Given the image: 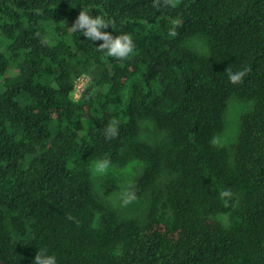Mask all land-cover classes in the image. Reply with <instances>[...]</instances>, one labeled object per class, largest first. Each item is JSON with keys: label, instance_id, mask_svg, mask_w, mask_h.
Wrapping results in <instances>:
<instances>
[{"label": "trees", "instance_id": "obj_1", "mask_svg": "<svg viewBox=\"0 0 264 264\" xmlns=\"http://www.w3.org/2000/svg\"><path fill=\"white\" fill-rule=\"evenodd\" d=\"M153 3L0 0V257L9 264H33L39 250L57 264H264V0ZM83 9L113 22L102 31L130 34L134 51L120 60L73 33ZM198 36L208 53L187 45ZM229 67L251 72L232 84ZM82 74L90 80L75 99ZM232 99L252 109L233 146L213 145ZM145 121L160 141L145 139ZM113 122L119 134L108 140ZM105 158L144 163L133 188L148 199L144 219L122 218L97 195L92 165Z\"/></svg>", "mask_w": 264, "mask_h": 264}, {"label": "rangeland", "instance_id": "obj_2", "mask_svg": "<svg viewBox=\"0 0 264 264\" xmlns=\"http://www.w3.org/2000/svg\"><path fill=\"white\" fill-rule=\"evenodd\" d=\"M181 0H173L175 5H178ZM205 37L198 36L188 40L187 45L199 53H208L210 44ZM90 77L87 74H82L76 79V88L73 96L77 99L89 83ZM252 109V104L244 103L238 99L230 100L227 111V127L226 130L218 137L220 146H233L240 132V121L242 116ZM143 134L145 139L158 142L162 139V134L154 124L150 121L143 122ZM145 165L143 162H134L126 167H119L111 163L106 175L102 178L94 171L92 172L95 181V191L99 198L117 210L124 219H144L148 209V199H136L134 202L124 206L121 201V194L132 186H136L138 178L143 174ZM104 188V194H103Z\"/></svg>", "mask_w": 264, "mask_h": 264}, {"label": "clouds", "instance_id": "obj_3", "mask_svg": "<svg viewBox=\"0 0 264 264\" xmlns=\"http://www.w3.org/2000/svg\"><path fill=\"white\" fill-rule=\"evenodd\" d=\"M166 5L175 6L173 0H164ZM160 0H154L153 6L159 7ZM174 24L178 25V21H174ZM113 22L106 19L103 16L95 15L93 16L87 10L83 9L80 11L77 19L74 21L71 27L73 33L81 32L89 41H103L99 45L98 50L104 52L106 51L108 56L115 57L117 59H126L135 49V44L133 38L130 34H119L113 35L111 32L102 31V29L112 28ZM170 36H175V28L169 32ZM251 72V68H243L237 71H233L231 67L226 70L228 79L232 84H241L244 82V77H246ZM105 138L111 140L119 134L118 126L113 122L109 123L105 129ZM213 145H219V140L216 137L210 141ZM111 167L110 159H102L94 162V171L99 174L102 178L107 174L109 168ZM103 188V194H104ZM220 197L222 199L231 200L233 198V193L231 190H223L220 192ZM137 199L135 190L132 186H129L127 191L122 192L121 201L124 206L134 202ZM69 220H73L74 217L69 215L67 217ZM227 217H224L226 221ZM33 264H57L56 256L49 255L46 252L38 251L36 254Z\"/></svg>", "mask_w": 264, "mask_h": 264}, {"label": "water", "instance_id": "obj_4", "mask_svg": "<svg viewBox=\"0 0 264 264\" xmlns=\"http://www.w3.org/2000/svg\"><path fill=\"white\" fill-rule=\"evenodd\" d=\"M0 264H9V263L0 257Z\"/></svg>", "mask_w": 264, "mask_h": 264}, {"label": "built area", "instance_id": "obj_5", "mask_svg": "<svg viewBox=\"0 0 264 264\" xmlns=\"http://www.w3.org/2000/svg\"><path fill=\"white\" fill-rule=\"evenodd\" d=\"M75 90H77V91H78L79 89H78V88H76ZM79 97H80V96H79ZM79 97H78V98H79ZM78 98H77V99H78Z\"/></svg>", "mask_w": 264, "mask_h": 264}]
</instances>
